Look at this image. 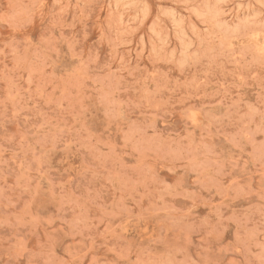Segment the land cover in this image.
<instances>
[{
	"label": "rangeland",
	"instance_id": "1",
	"mask_svg": "<svg viewBox=\"0 0 264 264\" xmlns=\"http://www.w3.org/2000/svg\"><path fill=\"white\" fill-rule=\"evenodd\" d=\"M122 3L73 0L58 25L52 0L0 9V260L262 264L264 136L249 127L264 104L260 4ZM156 100L175 106L155 123L164 135L182 137L197 111L213 125L207 174L149 159Z\"/></svg>",
	"mask_w": 264,
	"mask_h": 264
},
{
	"label": "clouds",
	"instance_id": "2",
	"mask_svg": "<svg viewBox=\"0 0 264 264\" xmlns=\"http://www.w3.org/2000/svg\"><path fill=\"white\" fill-rule=\"evenodd\" d=\"M93 3L96 0H76V5L78 9L82 3ZM5 0H0V9L3 8ZM9 6H11L12 0H8ZM48 3V0H29L31 8L35 11L33 15L40 14L43 7ZM262 9L260 15L264 17V0H257ZM52 4L56 12L55 23L60 24L64 14L73 7V0H52ZM125 9L132 7L140 11H145L147 5L145 0H132L131 4L122 3L120 5ZM74 56H79L77 51L78 45L70 46ZM154 111L151 113L152 123L149 125L148 133H150V138L152 143L148 146L149 159L152 160L155 165L160 168H167L169 171H174L177 169L190 168L198 170L201 174H207L214 166L217 165L216 155L213 149V138L214 133L212 131L213 125L211 123H205L201 116L200 111L196 112V119L188 116L187 119L190 121L186 133L179 139H175L171 136L162 134L155 127L157 120L161 119L159 113L170 114L169 108H174V105H170L167 102H161L156 100L152 105ZM256 115L259 117V124L255 123V118L249 120L250 130L256 134L264 136V104L256 111ZM165 127L167 125L165 124ZM133 144V150L135 146L140 143L138 138H133L130 141ZM34 162L42 167L43 161L39 154H36ZM3 163V152L0 150V165ZM157 194L160 196L166 195L168 189L166 187H158L156 189ZM4 199V192L0 189V205ZM262 218H264V212H262ZM20 226H26L31 223L30 220H20L17 222ZM2 226V222H0ZM0 264L3 261L0 260ZM8 264H12L9 260ZM65 264H72L71 261L65 262ZM161 264H207L205 261H196L192 259H185L180 261H165ZM232 264H238V262L233 261ZM264 264V262H262Z\"/></svg>",
	"mask_w": 264,
	"mask_h": 264
},
{
	"label": "bare ground",
	"instance_id": "3",
	"mask_svg": "<svg viewBox=\"0 0 264 264\" xmlns=\"http://www.w3.org/2000/svg\"><path fill=\"white\" fill-rule=\"evenodd\" d=\"M253 38V37H252ZM264 47V46H263Z\"/></svg>",
	"mask_w": 264,
	"mask_h": 264
}]
</instances>
